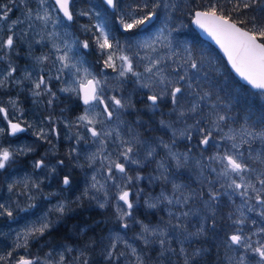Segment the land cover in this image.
<instances>
[{
    "label": "rangeland",
    "instance_id": "374dc122",
    "mask_svg": "<svg viewBox=\"0 0 264 264\" xmlns=\"http://www.w3.org/2000/svg\"><path fill=\"white\" fill-rule=\"evenodd\" d=\"M173 1L174 0H162V5L158 10L159 16L156 18L159 19V21L156 22L148 34H138L134 38H128L127 41L131 42L133 50L125 51L122 54H126L133 59V65L136 71L143 72L144 65L146 63L144 60H137L133 55L134 51H138L140 57L145 55V51L134 47L136 42L152 39L157 36L161 30L173 29L171 28V18L174 9ZM5 4H9V7H11L13 11L9 14L8 20H0V36H3L6 39L7 35L11 34L9 32L11 21L19 20L21 23L17 24L13 31H15L19 37L24 39L21 41V46L26 43L25 40L28 41L29 38L30 41H33L31 40L33 38H42V40L48 43L51 48H53L54 43L62 49L64 44L71 46L72 53H69V55L75 54L76 59L83 61V66L88 68L97 80L101 81L106 101L110 96H116L118 99H121L122 102L130 100L131 107L126 108V110L120 113V120L124 122L123 125H121V130L123 131V127L126 125L127 127L133 129L136 133H139L141 139L147 140L148 143L155 148V155L147 162H142V166L125 165L128 175L134 178L131 183H128L127 181H117L120 187H123L124 190L130 192L129 199L133 203V208L129 210L132 215L122 220L119 218L120 213L118 212V207L123 206L126 208L127 206L124 205L123 201H118V189L113 187L112 183L109 182L106 186L108 195L105 196L103 190L97 192L95 189L91 188V184L93 183L91 177L96 175L100 184H103V175H106V173L102 175L99 171V162L93 166H89L86 157L96 152L99 145L93 142L95 138L91 137V134L84 127L83 123L78 121V119L75 120L76 122H73L75 123L74 128L71 127L73 123L68 121L66 129H61L63 132L59 131V135H61L60 140L62 136L66 139V145L62 148V150L65 149L67 151H71L75 148L76 152L72 154L74 156L75 163L79 165L83 164V173L86 177V183L81 191V194H77L78 187L74 184L75 179L72 180L69 175V170H71L73 174L75 173L72 171V168L69 165L67 166L66 163H64V165L57 164L58 160H63V157L60 155L61 153L59 152V148L57 147V145L59 147L61 146L60 141L55 143L56 146H42L41 144H38L37 138H30V135L24 137L19 142L7 141V143L2 140L5 139V135L0 137V143H2L4 147H8L10 150L18 148L24 149L27 153L25 156L30 155L27 157V160L33 167H35V162L41 159H43L45 164L48 165L46 168H37V171L32 172L33 174L29 172L17 173V168H13L17 166L15 162H13L10 167L0 170V204H4L5 208L12 212V216H8L6 212L3 215H0V256L7 255L8 252H13V249L17 244L23 245L25 243L24 235L27 228L32 226L39 227L41 221L45 219L50 223V227L45 231L44 235L41 236L37 234L35 236H29L27 238V249L24 247L17 248L16 251L13 252V258L8 262V264H14V260L18 259L19 256H25L27 254V258H32L34 256H40L43 258L48 252H52L54 260H58L59 255L63 253L65 256L64 264H69L74 259L73 257H79L80 252L82 251V248L77 246L76 242L72 239H76L75 237L79 232L85 233L89 228L95 225V222H99L97 226L98 228L95 230L105 231L102 238L106 241V243H104V245L100 248L103 254L105 248L111 242L110 238L119 235L135 247L139 254L143 255L145 264H184V256L181 255L179 251L181 246H183L185 252L189 255L190 264H192L194 263L193 259L196 256L193 257L191 254L197 250L201 253L204 252L202 251L203 248L192 246V241L197 233L196 228L201 229L202 227L204 235L207 234L208 228L218 227V221L222 219V216L220 215L222 208L217 212V208L214 205L222 202L223 197L227 201V206H229V208L226 207L224 210L227 212L225 215L229 218L231 217L229 219L232 222L231 225H233L236 229L237 226L233 224V220L239 218L240 216L237 209H240L242 206L241 198L238 195H220L217 203L206 208L204 201H207L208 199L207 192H200L197 187L190 184V180L188 178L189 175H192L194 180L204 184L203 189H208L209 185L207 181L209 179L215 180V174H210L206 167L208 163L207 157L213 155L217 150L223 151L230 148V144L226 140L221 139L223 133H214L213 135L215 137L216 146L207 148L199 145V137L195 132H193L191 140L181 137L179 135V131L183 129L184 124L177 118L176 113H172V108L174 106L170 102V98L167 95L159 101V107L155 110L148 107V105L151 104V101L147 99L148 95L150 96L159 93L162 86L157 87L153 85L150 88L143 87L142 84L148 81L146 79L138 80L136 77L132 76L131 73H128L123 77L119 76L118 69L120 61L118 59L115 60L117 65V69L115 70L104 66L103 59L106 57H101L102 60L97 61L99 64L91 62L88 53L85 52L82 47V43L84 41H88V39L82 36L78 31L79 28H85L82 26L84 16L79 15L78 10L77 18L79 23L77 33L76 35H73L70 32L69 22L61 15V13H59L53 0H47L43 8H46L51 13L53 21H55L57 17H60V20L55 24L54 28L51 24H49L47 29L44 28L40 21H36L34 19L31 21L32 27L28 26L30 23L26 18V11H28V9H32L33 13H35L36 10H40L41 13L43 12V9L39 4V0H16L14 5L10 3ZM164 5L168 6L165 7ZM18 6L22 9L25 7V9L21 11L17 9ZM152 6L153 5H150V7ZM133 9L132 11L129 10L126 14V20H129L131 15H142V13L133 12ZM96 23L97 22L94 21L93 25ZM132 31H135V29ZM174 32L175 29H173L170 34L168 31H165L164 36L166 37V40L155 43L157 51L149 53V55L157 58L171 57V59H168L167 62L173 68L176 67V64H174L173 61H179L180 57L187 54L185 49H189L195 55L189 41L179 35L176 37ZM136 38H138V40H136ZM169 42L170 47H165V43ZM17 45V42H14V49ZM89 47L93 51V45L90 42ZM173 50L175 55H173ZM59 54L62 53H56V55ZM120 54L121 53H117V55ZM57 67H59L58 64L55 66L52 64V68L50 69L56 72ZM204 68L208 73L206 77L208 84L211 78L210 73L212 71L220 72L221 69V67L217 66L216 59L212 56H209L208 61L205 60ZM27 69L30 71V74H32L38 70H44L46 68L37 66L35 60L31 58V62H29ZM208 69H210V72ZM66 74H68L67 70L60 75L65 77ZM146 76L147 74H145V77ZM66 82L67 86H72L71 78H66ZM208 90L212 92V95L210 98L201 102V107L204 113H208L212 111L211 106L215 105V111H218L221 115H225L229 118L222 125L224 133H227L230 128L238 130L242 126H252L257 130L262 127L255 124L253 120L250 119V116L245 114L237 115L236 112H232L234 100L227 99L225 96L223 97L220 94H217L216 91L214 92L211 88V83L209 84ZM254 92L257 93L256 96L263 102L264 94L260 91ZM193 99V97H188V99L184 102L185 107H187L189 102ZM86 107H90V105L84 107L82 114L79 109L76 113L77 118L84 114ZM100 108H102V105ZM100 108H95L94 112L99 113ZM142 115L146 116L145 120L142 118ZM116 116L117 113L114 112L113 121H115ZM35 117L37 122H41L42 124L45 123V125H39L38 135L41 130H43L47 133V136H49L51 128L46 126V118L48 117L43 116V111L42 114L38 112ZM196 118H199V116ZM162 119L170 122L172 124V128L162 127L159 123ZM186 119L189 124L194 122L191 115H189ZM103 120V116H97L98 122L94 125L97 131H100L102 128L115 127V124L112 121L104 123L99 122ZM148 120L154 122L155 125H147L148 122L146 121ZM0 127H2L1 118ZM164 129L168 130L170 134L166 133ZM173 131L177 132L174 143L172 142ZM80 137H83V139H80ZM160 139L169 144L171 153H175L177 155L186 154L188 156L187 162L181 160L182 166L179 168L176 167V161L169 154V149H165L162 146L156 147V144ZM40 140L45 142L44 138L42 139L40 137ZM181 141H185L183 146L181 145ZM52 142L55 141L53 140ZM193 145L195 147H193ZM29 147L33 149L30 152L27 151ZM113 147L114 146L111 144V141H109V151H112ZM247 149L248 145H243L240 149L245 152V158L248 156ZM252 150L253 155H255L256 152L264 150V145H261L259 141H256L252 144ZM197 160L201 161L200 165H197ZM161 163L164 165L163 168L160 167ZM52 168H55L56 170L53 172ZM65 170L68 172L67 174L64 172ZM185 173H187L188 176L185 175ZM64 176H69L71 179V184L67 187L63 186L62 181ZM136 176L141 177V179H135ZM165 176L167 179H164ZM25 182L28 183V188L24 187ZM33 184H38L39 188L32 187ZM10 185L13 188L11 192L8 191ZM73 185H75L76 188ZM175 185H180L182 187L177 191L174 188ZM97 187H99V185H97ZM216 188L219 189V184L216 185ZM86 189L88 190V194L84 195ZM219 190L221 192L224 191L223 189ZM162 192L173 200L180 199L183 201L185 196L190 198L187 203L168 204L167 201L159 202L157 199L160 197ZM29 195L32 197L31 199H29ZM93 196H95V199H92ZM78 202H88V214H86L88 216H92L93 208L97 210L95 212L96 218L93 221L90 220L89 223L83 222V224L78 223V221H80L77 217L78 204L76 203ZM148 203H156L157 207L161 206L166 214L164 220L169 218L168 221L171 220L173 225H179V227H166L168 221L166 224L159 223L156 219L145 218L149 217L147 214H145V217L141 215L135 216L133 212L134 207L136 206L137 209H141L140 205L148 207ZM251 203L255 204L256 202L253 200ZM61 204L64 205L65 209L63 213L56 211V208ZM101 204H104L105 206L100 207ZM148 208L149 210L155 209L150 207ZM241 210L244 212L246 217V223L241 226L244 233L252 236L253 241L257 239L264 240V234H260L259 236L253 235V233L260 227H264V217H261L258 214L260 211L259 206L251 212L247 211V208H242ZM108 211L114 217L111 222H109L108 219ZM184 212H187L188 215L183 216L182 213ZM116 219H118V221H116ZM253 221L255 223H253ZM196 222L198 223L197 227L195 226ZM123 223H127L129 227L127 229L122 228L121 225ZM142 225H148L150 228L159 226L160 228L165 229L168 233L167 237H165V246L175 249L176 251L174 253L166 252L163 256H161V249H159L160 245L158 242L154 243V245H159V248L157 249H151V245L153 243L145 245L143 240L139 238L142 233ZM63 228L67 229L65 233H63ZM96 232L99 236L101 235V231ZM64 234H67V236ZM67 248H71L73 251L69 253L66 251ZM94 250H96V248L91 249L92 252ZM118 250L126 253L129 252L123 244L118 245ZM220 251L222 252L224 259H226L227 256L238 259L240 256L246 255L248 264H256L257 260H259L258 255L251 252L246 253L245 250L240 249L235 245H233L231 249H228L227 246H225L224 248H220ZM84 255L89 256L90 254L85 253ZM114 264H134V258L130 255H128L127 259H125V257H121V259L114 262Z\"/></svg>",
    "mask_w": 264,
    "mask_h": 264
},
{
    "label": "snow or ice",
    "instance_id": "6c2138e0",
    "mask_svg": "<svg viewBox=\"0 0 264 264\" xmlns=\"http://www.w3.org/2000/svg\"><path fill=\"white\" fill-rule=\"evenodd\" d=\"M15 2L16 0H9L10 4L14 5ZM46 2L47 0H39V4L43 9L42 13L40 10H36L35 13H33L32 9H28L26 18L30 22L28 25L29 27H32L31 21L33 19L40 21L45 29L49 27V24L54 28L55 24L59 22L60 17H57L56 20L53 21L51 13L46 8H43ZM74 3L75 0H54L56 8L62 12L63 17L68 21L73 20L72 6H74ZM104 3L113 9L118 7V0H104ZM225 3L232 6L229 12L225 11L224 4L222 3H209L205 10L195 12L194 22L216 40V43L223 49L232 67L240 77L254 88L264 91V15L259 17L253 15L247 19L240 18L239 16L234 19L232 16V13H242L247 9L253 8L254 4L261 3V0H225ZM161 5L162 0H153L152 7H149L147 3H144L142 6L137 5L136 8L133 9V12L142 13V15H131L129 20L121 17L119 21L120 26L126 32H130L133 29L146 28L152 19L156 17V9L160 8ZM164 6L167 7L168 5ZM12 11L13 9L9 7V4H0V20H8L9 14ZM78 14L89 15V13L85 12H80ZM96 15L99 14L97 13ZM19 23H21L19 20L11 21L9 27V32L11 34L7 35L6 39L0 36V53L4 54L0 55V60L4 59V56L7 55L8 52L14 50V42L20 40V37L13 31ZM94 28L97 30L93 33L95 44L100 50L101 57H106L103 59L104 66L115 70L117 69L115 60L118 59L120 61L118 69L119 76L123 77L131 73V75L138 80L146 79L148 81L142 84L143 87L150 88L153 85L157 87L162 86L159 93L147 97V99L151 101L148 107L155 110L159 107V101L167 95L174 106L172 108V113H176L177 118L184 124L183 129L179 131L181 137L191 140L192 134L195 132L199 137V145L207 148L216 146L214 133H223L221 139L226 140L230 144V148L223 151L217 150L213 155L207 157L208 163L206 167L210 174H215V180L209 179L207 181L209 185L207 189L208 199L204 201V205L206 208L214 205L218 202V197L220 195H238L242 200L241 208L237 209L240 216L233 220V224L237 227L235 233L228 237L226 246L228 249H231L233 245H235L245 250L246 253H254L259 257L256 264H264V240L257 239L253 241L252 236L246 235L241 227L246 223V217L241 210L242 208H247V211L251 212L259 206L260 211L258 214L264 217V150L256 152L255 155H253L252 150V144L256 141L264 145V127L257 130L252 126H242L238 130L230 128L227 133H224L222 125L229 118L215 111V105L211 106L212 111L208 113L203 112L201 102L210 98L212 95V92L208 90L209 84L206 80L208 73L204 68L205 60L203 54L196 56L189 49H185L187 54L180 57L179 61H173V63L176 64L174 68L167 62L171 57L157 58L149 55V53L157 51L155 43L166 40L164 32L168 31L170 34L173 29L161 30V32L152 39L136 42L134 47L145 51V55L140 57L138 51H134L133 55L137 60L146 61L143 72H138L134 69L133 59L126 54H122L125 51L133 50V46L129 44L127 48L122 47L115 36L110 39L109 30L104 22L96 23ZM85 30L91 31V29ZM164 46L170 47V42L165 43ZM82 47L88 49L89 42L84 41ZM53 48L55 49V58L52 60V64L53 66L59 65V67L56 68L58 74L55 77L48 76L47 78H45V76H40L38 80L34 82L33 95L39 96L41 92H44L54 97L55 93L51 91L49 82L53 78L60 80V74H63L65 70H67L68 76L71 78L72 86L60 90L63 92H72L80 96L85 105H90V107L85 108L84 114L77 119L83 123L84 127L91 134V137L95 138L93 142L99 145L98 150L87 156L86 159L89 166H93L99 162V171L102 175L106 173V175H103V184H100L97 180V176L93 175L91 177L93 182L91 188L95 189L97 192L103 190L105 196H107L108 192L106 186L111 182L112 186L118 189V201H123L124 205L127 206L126 208L123 206L118 207V212L120 213L119 218L123 220L132 215L129 210L133 208V203L129 199L130 192L120 187L117 181H127L131 183L134 178L128 175L125 165L142 166V162H147L155 155V148L152 147L147 140L141 139L139 133H136L126 125L123 127V131L121 130V125H123L124 122L120 120V113L126 110V108L131 107L130 100L122 102V100L118 99L116 96H110L106 102L101 81L97 80L89 69L83 66V61L76 59L75 54L69 55V53H72V47L68 44H64L62 49L54 43ZM56 53L62 54L56 55ZM117 53L121 54L117 55ZM173 55H175L174 50ZM49 59V56L37 58L40 63H44ZM15 71V68H10L8 76H12ZM145 74H147L146 77ZM26 78L31 79V74L29 73ZM0 87H3L2 80H0ZM188 97H193L194 99L185 107L184 102ZM92 102L95 103L93 104ZM8 103L12 108H16V102L14 100H10ZM51 103L52 101L49 100V104ZM101 105H103L102 108H100ZM95 108H100V112L95 113ZM114 112L117 113L115 121H113ZM0 115L7 121L6 128L0 127V137L5 135L6 129L7 135L9 136H15L18 132L26 131V128L21 127L20 123H14L12 119H9V111L7 108L0 107ZM98 115L104 118L103 121H99L100 123L112 121L115 127L102 128L100 131H97L94 125L98 122ZM189 115H191L194 121L191 124L187 123L186 119ZM197 116H199V118H196ZM49 121H51V118H49ZM159 123L164 128H172V124L163 119ZM260 123L264 124V120H261ZM51 131L57 137L59 136V133L56 132L55 129H51ZM39 135L43 139L46 138L47 133L41 130ZM176 135L177 132L173 131V143L175 142ZM80 139H83V137H80ZM109 141H111V144L114 146L112 151L108 149ZM243 145H248L247 158H245V152L240 150ZM160 146L169 149V154L176 161V167L179 168L182 166L181 160L187 162L188 156L186 154L177 155L171 153L169 144L165 143L162 139L158 140L156 144V147ZM32 150L33 149L30 147L27 149L29 152ZM75 152L76 149L73 148L69 152V155ZM26 154L27 153L22 148L10 150L0 143V170L10 167L11 164L15 162L17 156ZM64 163V160L57 161L58 165H64ZM196 163L200 165L201 161L197 160ZM35 167L46 168L48 165L41 159L35 162ZM160 167H164L163 163H161ZM55 170V168H52L53 172ZM135 179L139 180L141 177L136 176ZM164 179H167V177L165 176ZM62 182L67 186L71 183V179L69 176H65ZM217 184H219V189L224 190L223 192L216 188ZM97 185H99V187H97ZM24 187L28 188L27 182L24 183ZM32 187L39 188V185L33 184ZM181 187L180 185L174 186L177 191ZM12 190L13 188L10 185L8 191L11 192ZM87 194L88 190L86 189L84 195ZM31 198L32 197L29 195V199ZM189 198L190 197L185 196L183 201L180 199L173 200L162 192L157 199L159 202L167 201L168 204H180L187 203ZM92 199H95V196H93ZM253 200L256 202L255 204L251 203ZM104 206V204L100 205V207ZM148 207L155 208L157 204L148 203ZM0 210H2L0 211V215L6 212L8 216H12V212L5 208L4 204H0ZM64 210L63 204L56 208V211L60 213H63ZM182 215L187 216L188 213L184 212ZM253 223L255 222L253 221ZM49 227L50 223L45 219L41 221L39 227L32 226L27 228L24 235L25 243L23 245L17 244L13 252L20 247L27 249V238L37 234L42 236ZM121 227L127 229L129 225L123 223ZM166 227L178 228L179 225H173L172 221L169 220ZM203 231L201 227L195 235H201ZM260 234H264V227H260L253 233L255 236H259ZM167 235V231L159 226L150 228L148 225H142V233L139 238L143 240L145 245L158 242L161 247V256H163L166 252L174 253L176 251L175 249L165 246V237H167ZM110 240V244L104 250L105 259L109 261L110 264L119 261L121 257L127 259L128 255L134 258V264H145L143 255L139 254L137 249L122 237L116 235L115 237H111ZM119 244H123L129 252L119 251ZM66 251L70 253L73 250L67 248ZM179 251L180 254L184 256V264H190V257L185 252L183 246H181ZM13 252H8L7 255L0 256V264H8L13 258ZM200 254L201 252L197 250L191 255L194 257ZM81 258H83L82 264H87V258L83 251L80 252V256L76 258V261H80ZM226 259L228 264H248L246 255L240 256L238 259L227 256ZM64 261L65 256L63 253L59 255L58 260H54L52 252H48L43 258L40 256L27 258V254L25 256H19L18 259L14 260V264H64Z\"/></svg>",
    "mask_w": 264,
    "mask_h": 264
},
{
    "label": "trees",
    "instance_id": "16d2710c",
    "mask_svg": "<svg viewBox=\"0 0 264 264\" xmlns=\"http://www.w3.org/2000/svg\"><path fill=\"white\" fill-rule=\"evenodd\" d=\"M99 1L102 6H106L101 0ZM137 1L138 0H136V2ZM216 2L224 4L226 12H229L231 10L232 6L230 4L225 3V0H174V9L172 12V26L178 29V34L183 35L189 41L191 48L196 56H200L201 54H203V57L206 61H208L209 56H212L214 59H216V64L218 67H221V69L220 72L212 71L210 73L211 78L209 80V84L211 83L212 90H214V92L216 91L217 94H220L223 97L225 96L227 99L234 100L232 112H236L237 115H248L255 124L264 127V124L260 123L261 120H264V101L262 102L260 98L256 96L257 93H255L245 84L241 83L239 79L232 74L229 67L227 66L225 59L222 57L216 47H214L210 42L201 38L198 32L192 27L191 18L193 12L196 9H206L209 3ZM0 3H9V0H0ZM93 5V0H87L82 5L78 6V13H89V15H83L84 20L82 26L85 28H79L78 31L82 36L86 37L88 41L93 45V56H91V61L96 64H99L97 61L102 60V58L100 55V50L95 44V37L93 36V33L97 31L93 25L95 15L94 10H92ZM118 11L119 8L117 7L116 10L113 11V15H119ZM253 15L257 17L264 15V0H261V3L259 4H254L253 8L247 9L242 13H232L234 19L237 18V16H239L240 18L247 19ZM116 28L117 26L114 25L111 28V31L114 33ZM85 29H91V31H86ZM208 70L210 72V69ZM262 94L264 93L262 92ZM78 110L79 105L77 104L74 109L68 111L69 117L71 118V123L76 122V113L78 112ZM142 118L145 120L146 116L142 115ZM131 119L134 120L133 118ZM146 122H148L147 125L149 126L155 125V123L151 122L150 120ZM74 124L75 123L71 125L72 128H74ZM184 142L185 141H181L182 146L184 145ZM60 143V155L63 157V160L65 161L66 165H69L72 168V171L75 172L73 174L71 170H69V175L71 176L72 180L75 179L74 184L78 187L77 194H81V191L83 190V184L81 185V183L86 181L85 174L83 173V164H76L74 156L69 155L70 151H67L65 149L62 150V148L66 145V139L63 136L60 140ZM193 147L195 146L193 145ZM64 172L66 174L68 173L66 170ZM185 175H187V173H185ZM188 178L190 180V184L194 187H197L200 192H207V190L203 189L204 184L202 182L194 180L192 178V175H189ZM75 185L73 186L76 188ZM76 204H78L77 217L78 220H80L78 221L79 224H83V222L89 223L90 220L93 221L96 218L95 212L97 210L95 208H93V210L91 209L92 216L86 215L88 214V202H78ZM140 207L141 209H137L136 206L134 207L133 212L135 216L141 215L145 217V214H147L149 215V217H145L147 219H156L159 223H167L169 218L164 220L166 214L164 213L162 207H157L154 210H149L148 207H145L143 205H140ZM226 207L229 208V206H227L226 199L223 197L222 211L220 212L222 219L218 221V227H210L207 229V234L196 235L194 237L192 241V246L197 248H203L202 251L204 252L196 256L193 259L194 263L192 264H228L227 260L223 258L220 248H224L226 246V241L228 240L230 234L234 232L235 227L231 225L232 222L229 220L230 218L225 215L227 213L226 211H224ZM108 219L109 222L114 219L113 215L109 211ZM116 221H118V219H116ZM98 224L99 222H95V225L89 228L85 233L79 232L75 237L76 239H72L76 242L77 245H79L81 248H84L86 253L91 254V249L101 248L104 243H106V241L102 238L105 231L95 230L98 228ZM197 224L198 223L196 222V227ZM198 230L199 229L196 228V232H198ZM66 231L67 229L63 228V233H65ZM96 231H101V235L99 236ZM64 235L67 236V234ZM157 248H159V245H154V243L151 245V249ZM159 249H161V247ZM85 257L87 258L88 256Z\"/></svg>",
    "mask_w": 264,
    "mask_h": 264
},
{
    "label": "flooded vegetation",
    "instance_id": "af4514ba",
    "mask_svg": "<svg viewBox=\"0 0 264 264\" xmlns=\"http://www.w3.org/2000/svg\"><path fill=\"white\" fill-rule=\"evenodd\" d=\"M85 1L87 0H75L74 6H72L73 20L68 21L65 18L69 22L70 32L73 35H76L78 23H79L77 18V10H78L77 8L78 6L82 5ZM101 1L104 3L103 0ZM130 1L131 0H118L119 16L117 15L113 16V14H110L109 11L107 10V8L109 7L104 3L106 6L101 10L94 9L98 14L101 15V16L96 15L99 18V20L97 19L96 21L104 22L106 25H109L107 22L113 24L114 23L113 18H115L116 21L119 22L121 17L125 18L126 14L128 13L126 9L132 11L133 8L130 4ZM139 1L140 3H138L137 5H141V6L143 5L144 2L145 3L147 2V0H139ZM17 9L23 11L25 7H23L22 9L18 6ZM59 13L61 12L59 11ZM157 13L159 16L158 11ZM156 20L159 21V19ZM156 22L153 23L152 25L147 26L146 28L138 29L139 30L138 33L141 35L148 34L150 30L153 28V26L156 24ZM108 30L111 38L112 31L110 30L109 27ZM123 37L126 38V34H124ZM23 40L24 39L20 37V40L17 42L18 44L17 47L14 50L8 52L7 55L4 56V59L0 60V80L3 81V87H0V107L7 108L9 111V119H12L14 123L17 122L20 123L22 127L26 128V131L19 132L15 136H9L7 135V129H6L5 139L2 140L5 143H7V141L19 142L24 137L30 135V138H37L38 144H41L42 146L44 145L56 146L55 143L56 142L58 143V141H60L61 135L57 137L51 131L50 135L44 138L45 142L41 141L40 135H38V128L39 125L42 126L45 125V123L42 124L41 122H37L35 115H37L38 112L42 114L43 111V116L48 117L46 118L47 120L46 126L51 129H55V131L59 133V131L60 132L62 131L61 129L63 128L66 129V125H68V121H70L71 119L69 117L68 111L74 109L78 104L82 114L84 107L87 105H83L81 103L80 96H77L72 92H63L60 90L65 87H69L66 85L67 83L66 78H70L68 74H66L65 77L61 75L60 80H56L55 78H53L49 82V87L51 88V91L55 93L54 97L44 92H41V95L39 96L33 95L34 82L37 81L40 76H45V78H47L48 76L55 77L58 74L54 70L50 69L52 68V60L54 59V48H51L48 43L42 40V38H36V39L33 38L31 39L33 41H30L29 38V40L28 41L25 40L26 43H24L21 46V41ZM136 40H138V38H136ZM0 55H4V54H0ZM41 56H49L50 59L44 63H40L38 62L37 58ZM30 57L35 60L37 66L44 67L46 69L38 70L37 72L32 73L31 79H28L26 77L30 73V71L27 69L29 66V62H31ZM10 68L16 69V71L12 74V76H8V71H10ZM10 100H14L16 102V108H12L9 105L8 102ZM49 100L52 101L51 104H49ZM0 118L2 119V127L6 128L7 121L4 120L3 122L2 115H0ZM49 118H51V121H49ZM53 140L55 142H52ZM57 147L59 148L58 145ZM29 156L30 155L28 156L19 155L16 157L15 164H17V166L13 168H17L16 169L18 171L17 173L19 172L32 173L37 171L36 170L37 168L33 167L27 160V157ZM103 256L105 258L104 254Z\"/></svg>",
    "mask_w": 264,
    "mask_h": 264
},
{
    "label": "bare ground",
    "instance_id": "6f19581e",
    "mask_svg": "<svg viewBox=\"0 0 264 264\" xmlns=\"http://www.w3.org/2000/svg\"><path fill=\"white\" fill-rule=\"evenodd\" d=\"M93 3H94V5L92 6V10H94V9L101 10L102 8H104V6L101 5V3H100L99 0H93ZM138 3H140L139 0H138L137 2H136V0H135V1H132V0H131V1H130V4H131L132 8H136V6H137ZM146 3H147V4L149 5V7H150V5H153V0H147ZM141 4H142V3H141ZM98 6H99V8H98ZM159 9H160V8H157V9H156V12H157ZM107 10L109 11L110 14H113V11H115L116 9H113V8H107ZM126 11H129V10L126 9ZM94 12H95V15H94V21H96L97 19L99 20V18L96 16L97 12H96L95 10H94ZM104 15H105V13H104ZM99 16H101V15L99 14ZM113 16H114V15H113ZM117 16H119V15H117ZM157 16H158V13H157V15H156V18H157ZM156 18H155L154 21H152L150 24H148V26H149V25H152L153 23H155V22L157 21ZM113 21L115 22V23H113V24L107 22L109 25H106V27H107V28L109 27L110 30H111V28H112L114 25H116L117 28L115 29V32H114V33L112 32V37L115 36L116 39L119 40L121 46L127 48L128 45L131 44V42H128V41H127L128 38H134V37H136V36L139 34V33H138L139 30H138V29H135V31L126 32V31H124V29L120 26V23L116 21L115 18H113ZM96 22H97V21H96ZM97 23H98V22H97ZM172 24H173V19L171 18V28L175 29V32H174L175 36L178 37V35H179L180 37L185 38L183 35L178 34V29H177V28H174V27L172 26ZM178 24H179V23H178ZM179 25H180V24H179ZM142 29H143V28H142ZM124 34H126V38L123 37ZM110 39H111V38H110ZM185 39H186V38H185ZM131 45H132V44H131ZM84 51L88 53V55H89V59H90V61H91V56H93V51H92V49L89 47L88 49H84ZM91 62H92V61H91ZM95 64H96V63H95ZM148 96H149V95H148ZM164 130L166 131V133L170 134L168 130H166V129H164ZM204 148H205V147H204ZM144 168H146V167H144ZM85 183H86V181L83 182V185L81 184V185L83 186L82 189L84 188ZM222 204H223V201L220 202V203L217 204V205H214V206L217 208V212L222 208ZM145 207H147V206H145ZM159 207H161V206H159ZM234 233H235V232H233L232 234H234ZM232 234H230V235H232ZM76 245H77V244H76ZM77 246H79V245H77ZM82 251L84 252V254L86 253V251H85L84 248H82ZM73 258H74V259H73L69 264H74V262H75V264H82V259H83V258H81L80 261H76V258H75V257H73ZM87 264H110V262L107 261V260L104 258L101 249L98 248V249L94 250V251H93V252L87 257Z\"/></svg>",
    "mask_w": 264,
    "mask_h": 264
},
{
    "label": "water",
    "instance_id": "95a60500",
    "mask_svg": "<svg viewBox=\"0 0 264 264\" xmlns=\"http://www.w3.org/2000/svg\"><path fill=\"white\" fill-rule=\"evenodd\" d=\"M53 1H54V0H53ZM103 1H104V0H103ZM110 8H111V7H110ZM202 10H204V9H196V10L194 11V14H195V12H197V11H202ZM61 13H62V12H61ZM194 14H193V17H192V20H191V23H192L193 28L199 33V35H200L203 39L209 41L212 45H214V46L220 51V53L222 54V56H223L224 59L226 60L227 65L229 66L231 72H232V73H233V74L239 79V81H240L241 83H243V84L249 86L252 90H255V91L260 90V89L254 88L251 84H249L246 80H244L242 77H240L239 74L236 73L235 69L232 67L230 61L228 60L227 55L224 53L223 49H221V47L219 46V44L216 43V40H215L212 36H210L206 31H204L203 29H201V28H200V27L194 22V20H195V15H194ZM155 18H156V17H154V18L152 19V21H154ZM152 21H151V22H152ZM151 22H150V23H151ZM261 91H262V90H261ZM263 92H264V91H263ZM80 100H81V103H82L83 105H85V104L83 103V100H82L81 97H80ZM21 127H22V126H21ZM23 128H24V127H23ZM18 133H19V132H18ZM64 177H65V176H64ZM63 186H64V187H67L68 185L65 186V185L63 184Z\"/></svg>",
    "mask_w": 264,
    "mask_h": 264
}]
</instances>
